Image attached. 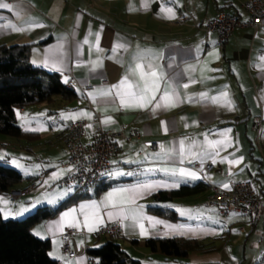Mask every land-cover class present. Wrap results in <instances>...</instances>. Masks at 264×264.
<instances>
[{
    "label": "crops",
    "instance_id": "1",
    "mask_svg": "<svg viewBox=\"0 0 264 264\" xmlns=\"http://www.w3.org/2000/svg\"><path fill=\"white\" fill-rule=\"evenodd\" d=\"M246 1L0 0L10 6L0 7V44H32L33 65L87 87H75L78 95L70 100L55 96L18 108L27 136L18 138L11 149L25 155L19 158L27 159L28 166L17 168L23 179L12 189L33 188L15 202L7 194L0 198V206L2 199L16 206L8 212L10 218L75 199L31 228L39 238L50 240V255L60 264H92L88 248L104 244L109 238L96 233L114 222L121 227L117 242L141 264H256L263 249L264 218L252 225L239 213H206L203 205L211 184L230 186L250 179L256 192L264 195V18L257 28L236 27L224 43L218 42L216 32L204 31L205 24L222 10L246 19ZM117 44L125 47L117 49ZM138 63L145 65L146 72L163 75L160 94L164 90L174 94V107L122 111L115 89L111 97L97 94L118 85L125 76L135 84ZM79 113H89L91 118H71ZM97 114L103 123L110 118L104 123L107 129L125 137L117 138L118 150L107 180L80 192L61 183L69 172L61 167L68 157L62 137L71 122L92 120ZM256 122H260L258 131L253 129ZM92 137L88 128L87 142ZM209 162L214 168L204 175L195 167V163ZM180 169L196 177L181 176ZM200 181L208 188L197 194L169 202L153 199L160 191ZM149 183L162 186L138 194L134 204L119 203L128 194L117 193L113 196L116 207L104 206L109 193ZM93 201L98 209L81 210V205ZM158 206L175 210L179 218L155 214L151 207ZM72 209L80 227H73L77 233L69 236L70 257L63 252V235L74 221L73 216L62 217ZM96 211L103 222L89 231L85 216L93 223ZM151 238L191 239L200 246L184 258L166 257L147 246Z\"/></svg>",
    "mask_w": 264,
    "mask_h": 264
},
{
    "label": "trees",
    "instance_id": "2",
    "mask_svg": "<svg viewBox=\"0 0 264 264\" xmlns=\"http://www.w3.org/2000/svg\"><path fill=\"white\" fill-rule=\"evenodd\" d=\"M32 44H0V134L23 138L27 136L19 123L18 108L48 102L55 96L70 100L78 94L60 73L33 65L30 60ZM23 179L22 173L13 166L0 164V198ZM107 186L104 185V188ZM204 181L181 185L175 190L160 191L153 199L169 202L206 190ZM78 191V190H77ZM75 199L65 201L57 208L40 207L36 212L20 218L4 219L0 212V264H60L50 255L51 242L32 232L40 221L55 216L58 211L70 205ZM160 216L177 220L175 210L165 207H151ZM147 246L160 251L166 257H186L200 246L199 241L179 238H151ZM92 264H141L132 258L114 239H108L98 247L88 248Z\"/></svg>",
    "mask_w": 264,
    "mask_h": 264
},
{
    "label": "built area",
    "instance_id": "3",
    "mask_svg": "<svg viewBox=\"0 0 264 264\" xmlns=\"http://www.w3.org/2000/svg\"><path fill=\"white\" fill-rule=\"evenodd\" d=\"M243 7L248 13L246 19L235 12L222 10L205 24L204 31L207 34L216 32L218 42L224 43L236 27L257 28L264 18V0H248L243 4ZM67 86L70 88L80 86L84 90L87 88L76 80L68 81ZM120 110L124 111L125 107H120ZM259 126L260 122H256L253 129L258 131ZM88 128L93 131V137L89 142H87ZM119 137H125V135L122 132L116 133L107 129L100 114H97L92 120L71 122L62 137L68 157L61 167L69 168V172L61 181L62 185L75 187L76 190L83 192L95 184L106 181L108 173L114 165L113 158L118 150L117 138ZM195 167L204 175L205 172L213 170L214 164L211 162L195 163ZM32 188L33 185L23 189H11L7 195L15 202L30 192ZM210 188L211 193L203 202L206 213L214 211L221 216L239 213L245 216L252 225L264 218V195H259L256 192L250 179L233 182L228 188L217 184H211ZM74 233H77V229L68 227L63 235V252L70 257L73 256V251L69 236ZM96 234L117 240L121 234L120 223H107ZM263 261L264 236L262 252L255 259L256 264H262Z\"/></svg>",
    "mask_w": 264,
    "mask_h": 264
},
{
    "label": "snow or ice",
    "instance_id": "4",
    "mask_svg": "<svg viewBox=\"0 0 264 264\" xmlns=\"http://www.w3.org/2000/svg\"><path fill=\"white\" fill-rule=\"evenodd\" d=\"M0 7L3 8H9L10 6L7 3L0 2ZM168 12H172V9H168ZM174 15V14H173ZM40 26V25H37ZM19 31L20 29H15ZM125 45L123 44H117L116 48H124ZM149 68L151 66H148ZM134 71H137L139 74V80L132 84L129 81L128 76H125L118 85H113L110 88L106 90H101L97 94L101 97H111L113 96V89H115V96L119 97L120 105L125 108H140V109H147L150 106H152V110L155 111L159 108H169L174 107L177 103V99L174 96V94L169 93L167 90H164L161 93V81L163 79V75L161 73H158L155 70L145 71V65L143 63H138L135 66ZM67 82V80H65ZM188 85H184V87H187ZM160 94V98L157 101V96ZM89 95H93V98L95 99V94L89 93ZM156 101L155 104L153 102ZM88 116L91 118L89 113H79V114H73L71 117L72 119L77 118L78 116ZM110 122V118L105 119L104 123L107 124ZM91 127V125H89ZM34 131H39L40 129H32ZM165 131H167V127H165ZM215 143H220L219 141ZM181 152L184 151L183 144L184 142L181 141ZM215 162V161H213ZM234 163V161L230 162ZM179 174L181 176H192L196 177V174L194 172H190L184 169L179 170ZM54 178H58V174H54ZM161 184H143L138 185L134 188H128V189H118L115 190L112 193H109L108 196L105 198L104 206L107 207L109 204H111L112 207H116L117 202L113 201V196H115L117 193H127L128 195L119 203H128V204H134L136 200V196L142 192L149 191L155 187H160ZM172 187H178V184L171 185ZM225 188H228L229 185L225 184ZM81 210L85 208H92V209H98L99 205L96 204L95 201L91 202V204L88 205H81ZM23 211V210H22ZM76 209H72L69 212H65L63 214L62 220L67 219L70 216H73ZM122 215V214H121ZM109 219L113 217V213H108ZM127 218V217H125ZM73 221L69 223L70 227H80L79 222L75 221V217L73 216ZM102 219L99 216V212L96 211L95 213V219L93 223H89V219L87 215L85 216L84 224L88 226L89 231L97 230L95 225L98 223H102ZM154 223H162L161 221H154ZM141 232L142 234H146V231L144 229V225L140 224Z\"/></svg>",
    "mask_w": 264,
    "mask_h": 264
},
{
    "label": "rangeland",
    "instance_id": "5",
    "mask_svg": "<svg viewBox=\"0 0 264 264\" xmlns=\"http://www.w3.org/2000/svg\"><path fill=\"white\" fill-rule=\"evenodd\" d=\"M17 139H18L17 137L0 134V164H5L8 166H13L18 169L19 168L22 169L28 166V161L27 159H20L19 157H23L25 155H23L21 152L19 153L15 152L11 149V146H17L18 144ZM11 202L7 201L6 199L5 200L2 199L0 210L3 211L4 219L10 218L9 217L10 215H8L10 214L8 213L10 209H13V211L16 210V206L14 207L13 202L12 203Z\"/></svg>",
    "mask_w": 264,
    "mask_h": 264
}]
</instances>
